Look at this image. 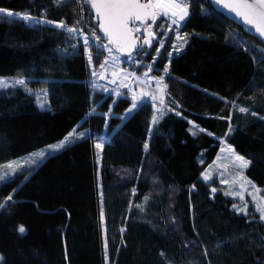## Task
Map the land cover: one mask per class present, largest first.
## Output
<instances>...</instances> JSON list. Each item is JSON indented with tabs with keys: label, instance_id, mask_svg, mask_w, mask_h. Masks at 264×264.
I'll use <instances>...</instances> for the list:
<instances>
[{
	"label": "trees",
	"instance_id": "obj_1",
	"mask_svg": "<svg viewBox=\"0 0 264 264\" xmlns=\"http://www.w3.org/2000/svg\"><path fill=\"white\" fill-rule=\"evenodd\" d=\"M188 1L178 53L170 33L159 56L157 42L132 55L136 71L154 58L155 73L168 67V99L126 116L129 99L94 89L101 49L55 26L99 36L83 0H0L39 20L0 18V75L27 82L0 89V165L90 134L0 184V264H264V219L238 213L202 179L226 143L251 162L244 174L264 195V42L208 0Z\"/></svg>",
	"mask_w": 264,
	"mask_h": 264
},
{
	"label": "snow or ice",
	"instance_id": "obj_2",
	"mask_svg": "<svg viewBox=\"0 0 264 264\" xmlns=\"http://www.w3.org/2000/svg\"><path fill=\"white\" fill-rule=\"evenodd\" d=\"M60 2H63V0H60ZM228 0H214V3L217 5H226ZM240 3L248 6L249 8H252L254 5H264V0H239ZM96 4L103 5L105 7L104 13H103V22L99 23L98 28L101 30L106 36H111L113 43L119 45L121 40H128L132 41L133 45L135 46V41L133 40L132 33L134 31H139L138 27L135 28H129V22H132L134 25L137 22L146 23L149 19L151 20L152 24L156 23L157 20V13L160 14V16L170 21L168 25V31L174 32L176 35V38L179 40L181 39L179 35V29L183 26V23L186 22V17L189 15L187 11V7H182V0H147V3H142L141 0H86V6L89 7L90 11L95 7ZM226 11H229L231 14L235 10L232 8H225ZM236 15L241 18V21L243 23H246L247 26L251 27L253 31L258 32L259 35H261L262 38H264V7L260 8L259 11L256 13V15L260 18V23H257L255 19H248L247 14L245 12H239L236 13ZM0 18L7 19L10 22H27L31 24L35 18L28 15V14H21V13H14L7 9H0ZM44 23H53L49 21H43ZM172 25H175V28L172 27ZM56 27L65 29L70 35H75L77 30L75 28H69L64 23V21H60L58 24L55 25ZM150 26V25H149ZM82 31V30H81ZM154 35V34H153ZM187 34L185 33V36ZM90 40L92 41H99L100 37L95 36V32H93V36H84L83 37V45L84 47H88ZM157 43H160L162 46V43L160 40L156 41ZM187 41L185 40L184 43ZM184 43H181L179 48L176 47L175 44H173V50L175 52H179L183 47ZM150 46L149 41L147 39H144L143 43H141L139 46L136 47V52L142 53L146 47ZM107 48V46H104ZM108 51H111L110 48L107 49ZM157 56L160 54V49H156ZM172 53H168L169 61L171 59ZM92 57L91 54H89V61H91ZM131 61L132 63H136L137 61L129 54L125 57V61ZM155 63V58L153 59V64ZM103 67V65H102ZM149 72L152 71V65H147ZM164 75H167L169 73L168 67H165L161 70ZM93 75H95V72H93ZM147 76V73L144 74ZM164 75H162L159 78L153 77L152 79L157 83V86L164 80ZM139 79V78H137ZM26 81L24 79H19L14 81V84L17 86H26ZM9 85L4 79H0V89L7 88ZM164 88H167V85H164ZM150 98L148 96L143 97L139 103L137 102L135 97H132L131 104L132 108L128 110L126 113V116L131 115L132 111L137 109L139 106H141L145 101L149 100ZM41 108H45V103L40 104ZM238 110L242 113L249 112L248 109L239 107ZM95 109H93V112ZM92 113H89L91 115ZM164 113L161 112V115ZM180 113H177L179 115ZM252 115H256L255 113H251ZM230 119V117H229ZM152 121L155 124L157 122V116L153 115ZM192 123V122H190ZM76 130L74 129L73 132ZM190 132H192V129H189ZM200 131H204L203 129H200ZM193 135H196V132H192ZM73 133H69V136L65 137L63 141H61L59 144L49 146L47 151L48 156H52L60 149H63L67 144L74 142L72 139ZM79 137H88L90 138L89 133L81 132L79 133ZM78 137V138H79ZM97 148L101 147L100 143H97ZM145 149H147L148 145L145 144ZM34 156L37 154H33ZM40 157L45 156V152H41L38 154ZM235 159L240 162L239 167L241 169L247 168L248 165L251 163L250 161L245 160L243 156H239L238 154L235 156ZM14 177L12 175H8L7 177L0 175V182L2 183H10L12 182ZM207 179V177H205ZM213 192H215V189H213ZM227 195V193H226ZM12 200L11 195L7 197V201L10 202ZM6 205H0V207H5ZM233 208L235 209L236 206L233 205ZM237 211H243L242 209H237ZM101 217L103 219V213H101ZM264 219V217H262ZM26 229L23 225L19 226L18 232L20 234H24ZM123 231V229L121 230ZM107 245H105L106 247ZM3 258L0 257V260Z\"/></svg>",
	"mask_w": 264,
	"mask_h": 264
},
{
	"label": "rangeland",
	"instance_id": "obj_3",
	"mask_svg": "<svg viewBox=\"0 0 264 264\" xmlns=\"http://www.w3.org/2000/svg\"><path fill=\"white\" fill-rule=\"evenodd\" d=\"M183 6H186V4L182 3V7ZM14 13L26 14L22 12H14ZM157 14L158 16H160L159 13ZM38 21L39 20L35 18V20L31 24L36 23ZM161 21H162V24L163 23L166 24L165 25V32H166L168 30V25L170 21H167L165 19ZM172 27L175 28V25H172ZM76 29H77L76 35L80 37V41L82 42V38L84 37V35L80 33L81 32L80 29H82V27L76 28ZM171 33H173V37H174L173 44H175L176 47L178 48L181 43H184V41L186 40V37L184 34L181 33V28L179 29V35L181 39L178 40L176 38L175 33L174 32H171ZM164 35H167V34L165 33ZM86 36L88 35L86 34ZM163 36L160 38L161 43L163 40ZM92 42L94 43V41ZM160 46L161 44L158 43L157 48H160ZM98 49H101L102 54H103L102 55L103 67L101 66L100 69L96 70L95 75L93 76V79H92L94 89L98 92L109 94L116 98H127L130 101L132 97H135L137 102L139 103V101L144 97V93L139 92V95L136 94L134 92L135 89L132 88L131 85H137L138 83L137 80H140V78L142 77H146L144 75L145 73H147V77H151V78L153 77L159 78L162 76L161 74H157L153 71V63L148 64V65H152L151 72H149L148 67H146L142 71H136L134 67L140 64V61L136 57H133L137 61L136 63H132L130 60L126 62L125 57L120 56L121 58H119L117 55H114V56L110 55L105 47L98 48ZM87 54L89 56V52H87ZM88 61H89V57H88ZM109 64H118L117 66L119 67L116 76L112 78L113 82L105 78V74L107 72V67ZM0 79H4L8 83L9 85L8 87L17 86L14 84V81L16 80L24 79L26 81L25 77L14 76V75H0ZM154 83L156 82L154 81ZM141 84L146 85L145 83H141ZM159 85L162 86V88L164 89L163 94L160 97L156 96V100L155 99L147 100L144 102L146 104H149L154 111L158 109L160 110L161 106L165 104L166 100L168 99L167 96H169L168 93L166 92V89L164 88V85H165L164 80ZM146 86L148 88V91L154 94L152 91L153 90L152 87L148 85ZM25 87H27V85ZM45 93L46 92L44 91V94ZM40 95H43V94L40 93ZM131 108H132V105L130 109ZM125 115H123V117ZM78 137H79L78 134L73 133V136H72L73 141L74 140L76 141L81 138V137L79 138ZM64 139L56 141L54 143L47 144L45 146L38 148L37 150L31 151L27 154L21 155L17 158H14L10 161H7L1 164L0 165V175H3L5 177H7L8 175L13 176L15 173L20 172L24 169H28V168H30V170L33 169L37 164L41 163L44 159L49 157L46 151L49 146L59 144ZM220 150L221 152L219 153L218 157L204 171L202 175V179L207 182L216 181L220 185L219 187L221 188V190L225 194L227 193V196L234 199L235 201L234 205L236 206L235 210L236 211L237 209L243 210V211H237L238 213L248 215V214H251L252 212H256V213H259V217L262 219V217H264V195L260 192L259 188L254 186V184L245 176L244 174L245 168L241 169L239 167L240 162L235 159V156L238 153H236L234 149L229 144H226V143L222 144V147ZM41 152H45L44 157H40L38 155ZM33 154H37V155L34 156ZM238 155L242 156L240 154ZM245 160L247 159L245 158ZM205 177H207V179H205ZM1 183L2 182H0V184Z\"/></svg>",
	"mask_w": 264,
	"mask_h": 264
},
{
	"label": "water",
	"instance_id": "obj_4",
	"mask_svg": "<svg viewBox=\"0 0 264 264\" xmlns=\"http://www.w3.org/2000/svg\"><path fill=\"white\" fill-rule=\"evenodd\" d=\"M208 1L212 5L215 11L221 13L227 19L231 20L232 22L240 26L247 35L257 38L258 40L264 42V38H262L261 35L258 34V32L253 31L251 27L247 26L246 23H243L241 21V18H239L236 15V13L245 12L247 14L248 19H255L257 23H260V18L256 15V13L259 11L260 8L264 7V5H254L252 8H249L248 6L240 3L239 0H228L226 5H217L216 3H214V0H208ZM83 3L86 4V0H83ZM142 3L146 4L147 1L142 2ZM226 7L232 8L235 11L230 14L229 11L225 10ZM104 10H105V7L103 5L96 4L95 7L90 11L91 23L94 26L95 30L97 31L98 35L101 37V39L107 42L108 44H110L113 47L114 51L118 53L120 56L126 57L129 54L131 55L133 53H136L135 46H139L141 43H143L144 39H147L149 41L150 46L146 47L148 49L156 43L157 38L149 30L148 23L151 22L150 19L146 23L137 22L139 24L144 25V28L142 30L143 31L142 38H138L134 34V32L132 33L133 40L135 41V46L133 45L132 41H128L124 39L121 40L119 45L113 43L112 37L106 36L98 28L99 23L103 22ZM132 24H133L132 22H129V25H128L129 28H131Z\"/></svg>",
	"mask_w": 264,
	"mask_h": 264
},
{
	"label": "built area",
	"instance_id": "obj_5",
	"mask_svg": "<svg viewBox=\"0 0 264 264\" xmlns=\"http://www.w3.org/2000/svg\"><path fill=\"white\" fill-rule=\"evenodd\" d=\"M182 3H183V4H186L187 11H188V13H190L188 0H182ZM157 17H159L158 14H157ZM186 18H187V17H186ZM149 25H150V26H149V27H150V30L153 32V30H152V26H153L152 22H150ZM135 27H138V28H139V31H134V34H135L136 36H138V37H141V36H142L141 28H140L139 26H137V25H132V26H131V28H135ZM81 30H82V29H80V31H81ZM80 33L83 34L84 36H86V34H87L89 37H92V35L86 33L84 30H82ZM168 34H169V32H168V30H167V35H168ZM167 35H164V36H163L162 44L165 42V39H166ZM81 43L83 44V38H82V42H81ZM91 43L94 44L97 48H103V47L106 45V46H107L106 49H108V48L111 49V51H108V50H107V51L109 52L110 55H112V56L117 55L119 58H121L120 55H118V54L113 50V48L111 47V45L107 44V43L104 42L103 40L100 39L99 41H94V43L90 40V43H89V44H91ZM102 45H103V46H102ZM84 48L88 50L89 46H88L87 48H86V47H84ZM160 48H161V46H160ZM160 48H159V49H160ZM118 69H119V67L117 66V64H109L108 67H107V72H106V74H105V78H106L107 80H110L111 82H113L112 78H113L114 76H116ZM105 91H106V90H105ZM158 110H159V109H158ZM158 110H156V111H158Z\"/></svg>",
	"mask_w": 264,
	"mask_h": 264
},
{
	"label": "bare ground",
	"instance_id": "obj_6",
	"mask_svg": "<svg viewBox=\"0 0 264 264\" xmlns=\"http://www.w3.org/2000/svg\"><path fill=\"white\" fill-rule=\"evenodd\" d=\"M137 81H138L137 85H131V87L135 89L134 92L136 94L139 95V92H142V93H144V97L148 96L150 98L149 100H154V99L156 100V96L160 97L163 94L164 89L162 88V86H160V85L157 86V83H154V81H153V79L151 77H147V76L146 77H142V78H140V80H137ZM141 83H145L146 85L151 86L152 89H153L152 91H153L154 94L150 93L148 91L147 86L146 85H142Z\"/></svg>",
	"mask_w": 264,
	"mask_h": 264
}]
</instances>
